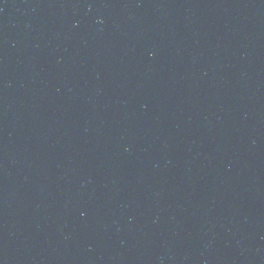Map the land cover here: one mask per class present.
I'll use <instances>...</instances> for the list:
<instances>
[{
    "label": "water",
    "instance_id": "95a60500",
    "mask_svg": "<svg viewBox=\"0 0 264 264\" xmlns=\"http://www.w3.org/2000/svg\"><path fill=\"white\" fill-rule=\"evenodd\" d=\"M0 264H264V0H0Z\"/></svg>",
    "mask_w": 264,
    "mask_h": 264
}]
</instances>
